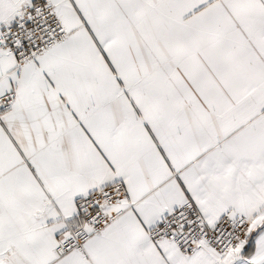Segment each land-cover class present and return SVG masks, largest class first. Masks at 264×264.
Wrapping results in <instances>:
<instances>
[{"label":"snow or ice","instance_id":"6c2138e0","mask_svg":"<svg viewBox=\"0 0 264 264\" xmlns=\"http://www.w3.org/2000/svg\"><path fill=\"white\" fill-rule=\"evenodd\" d=\"M0 264H264V0H0Z\"/></svg>","mask_w":264,"mask_h":264}]
</instances>
